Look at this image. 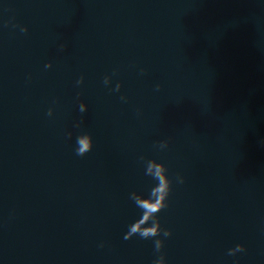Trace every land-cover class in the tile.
Wrapping results in <instances>:
<instances>
[{
  "label": "water",
  "instance_id": "water-1",
  "mask_svg": "<svg viewBox=\"0 0 264 264\" xmlns=\"http://www.w3.org/2000/svg\"><path fill=\"white\" fill-rule=\"evenodd\" d=\"M140 156L184 177L168 264H264V0H0V264H152Z\"/></svg>",
  "mask_w": 264,
  "mask_h": 264
},
{
  "label": "clouds",
  "instance_id": "clouds-1",
  "mask_svg": "<svg viewBox=\"0 0 264 264\" xmlns=\"http://www.w3.org/2000/svg\"><path fill=\"white\" fill-rule=\"evenodd\" d=\"M14 28L19 27L18 25H12ZM20 32L25 33L28 31L27 27H19ZM64 45H60V50H64ZM45 69L52 68V63L48 62L44 65ZM143 69H141V74H143ZM106 75L103 78V85L108 88L110 92H119L122 84L120 82L115 83L114 87H111L113 82V76ZM28 79L31 77L29 75ZM84 83V77L81 76L75 81V87H79ZM159 90V85L156 86ZM121 101L127 102L125 96L120 97ZM78 111L83 114L88 111V104L84 101L78 102ZM54 114V108L49 107L47 111V116L52 117ZM82 122L78 121L74 124V127L80 129ZM67 136L71 138L72 133L68 132ZM94 147V139L90 132L80 131L75 137V154L77 156H85L92 151ZM169 147V142L167 140H161L154 148L163 152ZM139 161L143 168L144 176L151 179L152 184L146 193L133 191L129 194V199L132 201L134 206L139 209V216L133 220L128 226L127 231L124 235V239L128 240L133 236H138L143 240H151L153 243V253L154 259L152 264H168L166 255L163 252L165 241L172 236V230L170 228L163 227L160 221L159 213L169 207L170 196L173 191V183L183 184L184 177L182 175L176 174L175 177H170L169 169L167 165L156 159L148 158L145 156H140ZM145 214H147V222L144 223ZM103 247V244H101ZM246 251L244 244H236L235 247L229 248L227 251L228 256H236L238 253H243Z\"/></svg>",
  "mask_w": 264,
  "mask_h": 264
}]
</instances>
